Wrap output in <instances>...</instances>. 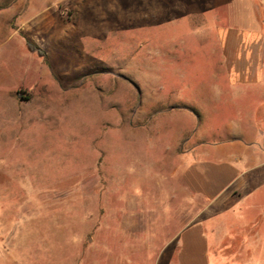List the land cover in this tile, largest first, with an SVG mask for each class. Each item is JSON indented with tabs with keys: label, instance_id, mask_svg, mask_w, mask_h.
<instances>
[{
	"label": "rangeland",
	"instance_id": "1",
	"mask_svg": "<svg viewBox=\"0 0 264 264\" xmlns=\"http://www.w3.org/2000/svg\"><path fill=\"white\" fill-rule=\"evenodd\" d=\"M178 10L160 20V0H0V264H176L180 231L214 212L220 227L219 206L183 180L212 159L184 150L192 115L205 110L210 129L250 108L264 118V78L227 88L214 21ZM217 84L206 105H185Z\"/></svg>",
	"mask_w": 264,
	"mask_h": 264
},
{
	"label": "crops",
	"instance_id": "2",
	"mask_svg": "<svg viewBox=\"0 0 264 264\" xmlns=\"http://www.w3.org/2000/svg\"><path fill=\"white\" fill-rule=\"evenodd\" d=\"M169 7L180 9L175 12L177 20L185 17L181 10H190L192 17L205 16L211 23L214 21L212 25L216 27L219 45L218 70L214 74L225 77L227 88L255 87L261 83L264 78V0H160V20L167 18ZM170 89L180 90L160 84V95ZM202 90L210 94H204L203 101L199 102L195 97L189 98L185 105H206L214 96L213 92L221 91L222 86L210 85ZM182 97L185 94L178 93L174 101ZM242 101L245 107H251L247 99ZM160 105L169 107L166 112L171 114L179 104H166L160 96ZM256 107H264V104ZM192 116L196 124L192 135L186 139L184 150L193 157L197 150H203L198 151L200 155L212 159L193 161L185 170L183 180L190 192L206 200L207 208L219 206L220 227L213 225L214 212L204 221L180 231L176 264H212L208 252L217 248L214 243L218 239L222 249L221 264H264V196L260 195L264 187V118L250 108L240 121L231 125L226 122L211 130L205 110Z\"/></svg>",
	"mask_w": 264,
	"mask_h": 264
}]
</instances>
